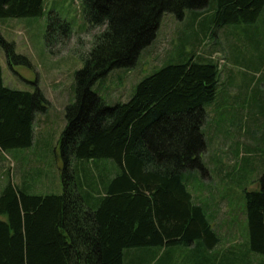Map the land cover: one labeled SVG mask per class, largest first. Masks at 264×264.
Returning <instances> with one entry per match:
<instances>
[{"label":"trees","instance_id":"16d2710c","mask_svg":"<svg viewBox=\"0 0 264 264\" xmlns=\"http://www.w3.org/2000/svg\"><path fill=\"white\" fill-rule=\"evenodd\" d=\"M263 8L264 0H81L87 22L105 29L76 71L74 100L65 107L58 139L62 192L33 194L7 178L0 189V264H146L150 257L134 258V251L197 244L200 254L214 247L219 235L184 178L204 170V106L216 98L220 64L197 46H182L177 60L144 76L127 101L107 104L92 85L110 69L130 65L164 13L189 14L186 28L200 46L223 26L255 22ZM44 13L45 0H0V19ZM70 30L48 11L49 47ZM260 42L252 40L261 59ZM0 44L10 66L30 65L11 42L0 37ZM48 104L39 88L4 85L0 66V150L30 146L35 115ZM107 159L113 178L93 199L96 180L80 176L78 163ZM258 180V189L244 191L246 242L264 257V174Z\"/></svg>","mask_w":264,"mask_h":264},{"label":"rangeland","instance_id":"374dc122","mask_svg":"<svg viewBox=\"0 0 264 264\" xmlns=\"http://www.w3.org/2000/svg\"><path fill=\"white\" fill-rule=\"evenodd\" d=\"M50 10L71 27L69 36L57 35L51 47L44 39ZM188 15L177 19L172 13H164L155 37L133 62L110 69L94 82L92 90L107 104L127 101L144 76L166 62L177 60L182 46L187 51L197 46L200 53L220 64L216 98L204 106L206 149L201 155L204 170L189 171L184 179L194 201L201 203L210 215L219 239H229L235 243L233 250L244 253L247 241L244 191L258 189V179L264 174V55L258 58L261 51L252 44V40L260 37L259 49L264 51V8L255 22L223 26L215 36L201 41L200 46L186 28ZM104 29V24L87 22L81 0H45L42 16L0 19V37L11 42L15 52L30 61L29 66H10L0 44L4 85L28 91L39 88L49 103L46 111L35 115L30 146L0 150V189L10 178L18 185L26 184L33 194L62 192L58 139L66 124L65 107L74 100L76 71L83 66ZM215 38L216 45L212 44ZM93 161L100 163L108 175L113 174L115 166L108 159L78 163V174H89ZM179 249L173 264H187L184 259L187 250ZM245 261L264 264V257L248 251Z\"/></svg>","mask_w":264,"mask_h":264},{"label":"crops","instance_id":"0c3cea01","mask_svg":"<svg viewBox=\"0 0 264 264\" xmlns=\"http://www.w3.org/2000/svg\"><path fill=\"white\" fill-rule=\"evenodd\" d=\"M93 169L89 171V176L96 180L95 187L92 190L93 199H99L101 194H97L95 189L100 190V193H103L104 187L109 184L111 179L113 178V174L105 175L104 168L100 163H96L93 161L92 163ZM104 179L105 181H101ZM93 184V186H94ZM210 217V215L208 214ZM232 232V231H228ZM233 233V232H232ZM231 237L230 235H227ZM234 242H231L229 239L226 241H221L212 247L211 249H205L204 251H197V244L191 245L189 247H185L187 252L184 254V259L187 264H255L254 262L245 261V257L247 256V242L244 243L246 246V250L242 253V250H233ZM180 247H162V248H143L139 251H134V258H138L137 255H148L150 258L148 259L149 264H173L176 259H178V253ZM184 249V248H183ZM185 251V250H184ZM210 259V260H208Z\"/></svg>","mask_w":264,"mask_h":264}]
</instances>
